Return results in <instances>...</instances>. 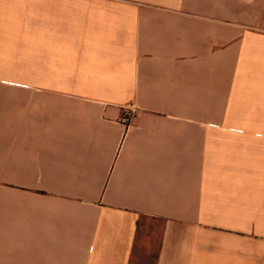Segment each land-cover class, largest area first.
<instances>
[{
  "label": "crops",
  "instance_id": "0c3cea01",
  "mask_svg": "<svg viewBox=\"0 0 264 264\" xmlns=\"http://www.w3.org/2000/svg\"><path fill=\"white\" fill-rule=\"evenodd\" d=\"M0 264H264V0H0Z\"/></svg>",
  "mask_w": 264,
  "mask_h": 264
},
{
  "label": "built area",
  "instance_id": "2783aa9c",
  "mask_svg": "<svg viewBox=\"0 0 264 264\" xmlns=\"http://www.w3.org/2000/svg\"><path fill=\"white\" fill-rule=\"evenodd\" d=\"M123 120H124V121H126L127 119H126V118H124Z\"/></svg>",
  "mask_w": 264,
  "mask_h": 264
}]
</instances>
